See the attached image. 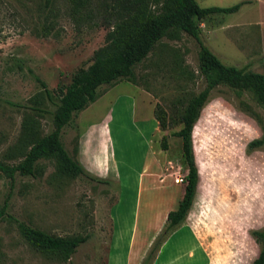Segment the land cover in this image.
Wrapping results in <instances>:
<instances>
[{"label":"rangeland","instance_id":"rangeland-1","mask_svg":"<svg viewBox=\"0 0 264 264\" xmlns=\"http://www.w3.org/2000/svg\"><path fill=\"white\" fill-rule=\"evenodd\" d=\"M195 1L200 7L222 8L243 2L236 13L203 19L199 37L224 65L264 75V0ZM72 4L0 0V161L5 164L22 160L27 130L33 128L38 137L52 131L57 89L92 62L93 51L110 30L113 0H90L78 13ZM198 50L196 40L182 32L164 36L135 66V85L125 80L102 85L100 97L62 128L61 142L76 160L81 119L83 130L110 117L106 126L114 158L107 179L113 182L87 171L59 176L54 159L39 160L34 177L15 173L10 182L0 175V206L6 200L14 219L53 236L88 237L62 260L33 249L17 224L5 217L0 221V264H105L112 219L132 217L147 146L155 150L163 171L186 174L180 139L172 134L181 128L188 100L205 86ZM136 89L152 96L165 123L153 137L147 125V142L131 119L129 104ZM163 136L166 150L160 145ZM257 138L264 139V106L249 93L215 88L192 130L198 184L185 219L210 255V264H251L258 254L249 233L264 228V148L246 152L247 143Z\"/></svg>","mask_w":264,"mask_h":264},{"label":"trees","instance_id":"trees-1","mask_svg":"<svg viewBox=\"0 0 264 264\" xmlns=\"http://www.w3.org/2000/svg\"><path fill=\"white\" fill-rule=\"evenodd\" d=\"M75 13L90 0H71ZM243 2L230 7H200L195 0H113L115 10L110 19V30L105 35L104 44L93 51L92 62L78 69L67 85L57 89L59 103L53 114V129L43 136H37L33 128L28 132V150L22 160L15 165L0 161V175L13 182L15 173L34 177L37 162L41 159H54L56 174L59 176L87 175L86 171L74 160L61 142V130L89 104L100 97L102 85H112L125 80L135 85L134 68L142 62L155 45L164 37H175L182 32L194 38L198 44V71L204 78V88L191 97L180 116L181 128L172 135L180 139V161L186 169L184 190L176 210L167 214L166 224L147 253L143 264L154 254L165 235L185 221L192 206L198 184V170L192 148V130L200 112L218 86H225L237 95L249 93L254 100L264 106V75L242 68L224 65L200 40V22L214 14L236 13ZM155 8L157 10H155ZM44 92L46 85L39 81ZM163 116V115H162ZM155 110L159 128L164 130V119ZM163 150L167 149L166 136L160 140ZM264 148V139L251 140L246 145L250 153ZM5 200L0 206V221L12 219L26 242L40 253L55 255L68 260L88 237H58L33 228L25 222L14 219L7 213ZM251 238L259 247L256 258L251 264H264V228L250 231Z\"/></svg>","mask_w":264,"mask_h":264},{"label":"crops","instance_id":"crops-1","mask_svg":"<svg viewBox=\"0 0 264 264\" xmlns=\"http://www.w3.org/2000/svg\"><path fill=\"white\" fill-rule=\"evenodd\" d=\"M133 94L135 96L131 98L129 104L131 119L133 123L135 122L136 130L147 142L144 136L147 125L152 126L150 137L159 131L155 119L158 105L154 106L152 96L146 91L137 90V93ZM88 114L91 112L87 111V117ZM109 121L110 117L106 115L105 118L98 122L96 120L81 130V119L77 135L79 150L76 161L85 171L113 182L114 180L107 179L112 174L110 164L114 158L110 132L106 126ZM152 149L150 145L147 146L148 154L139 173L131 219L127 221L116 215L111 221L105 264H143L151 246L165 227L167 214L176 210L183 195L184 186L174 182V177L168 169L163 171L161 161L154 156ZM168 163L172 166L171 161ZM210 262V255L199 238L191 226L183 221L165 235L145 264H210Z\"/></svg>","mask_w":264,"mask_h":264},{"label":"built area","instance_id":"built-area-1","mask_svg":"<svg viewBox=\"0 0 264 264\" xmlns=\"http://www.w3.org/2000/svg\"><path fill=\"white\" fill-rule=\"evenodd\" d=\"M170 168H172L173 169V167H170ZM173 174L172 175H174L175 177H174V182L175 183H178V184H183L184 185V181H185V175H181V174H179V173H177V172H172Z\"/></svg>","mask_w":264,"mask_h":264}]
</instances>
